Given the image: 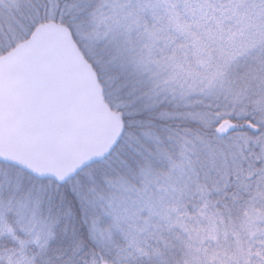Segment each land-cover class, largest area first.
<instances>
[{
	"label": "snow or ice",
	"instance_id": "snow-or-ice-1",
	"mask_svg": "<svg viewBox=\"0 0 264 264\" xmlns=\"http://www.w3.org/2000/svg\"><path fill=\"white\" fill-rule=\"evenodd\" d=\"M0 264H264V0H0Z\"/></svg>",
	"mask_w": 264,
	"mask_h": 264
}]
</instances>
